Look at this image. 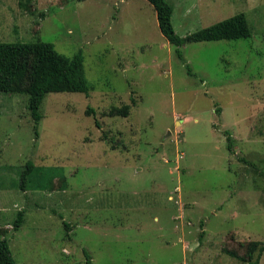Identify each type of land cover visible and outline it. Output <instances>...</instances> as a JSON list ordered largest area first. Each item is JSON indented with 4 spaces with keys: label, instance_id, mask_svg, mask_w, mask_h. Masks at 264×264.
Returning a JSON list of instances; mask_svg holds the SVG:
<instances>
[{
    "label": "rangeland",
    "instance_id": "1",
    "mask_svg": "<svg viewBox=\"0 0 264 264\" xmlns=\"http://www.w3.org/2000/svg\"><path fill=\"white\" fill-rule=\"evenodd\" d=\"M166 1L179 36L239 12L251 36L181 60L147 0H0V41L81 51L91 86L47 92L37 135L28 94L0 92L16 264H264V0Z\"/></svg>",
    "mask_w": 264,
    "mask_h": 264
},
{
    "label": "trees",
    "instance_id": "2",
    "mask_svg": "<svg viewBox=\"0 0 264 264\" xmlns=\"http://www.w3.org/2000/svg\"><path fill=\"white\" fill-rule=\"evenodd\" d=\"M147 1L155 10L161 34L169 43L176 46V55L181 60L184 58L179 46L187 42L247 38L252 33L245 14L239 12L185 36H179L171 23L172 4L166 0ZM90 89L91 86L84 76L81 51L72 57H67L57 52L50 42L0 41V92L28 94L27 107L33 119L36 135L37 124L42 116L39 111L40 104L47 92H83L88 95ZM90 111L93 112L92 109ZM226 136L227 147L231 150V138L229 135ZM33 168V164L28 162L22 174V184L27 173ZM23 216L24 210H19L13 222L15 230L21 225ZM256 245L257 242L250 243L247 250L249 257L255 251ZM259 249L262 251L264 248L262 246ZM83 252L87 258L86 264H90L89 254L86 250ZM0 264H16L5 238L0 239Z\"/></svg>",
    "mask_w": 264,
    "mask_h": 264
}]
</instances>
